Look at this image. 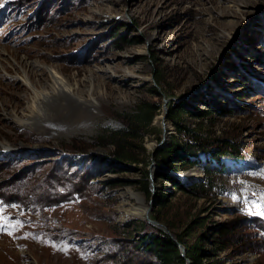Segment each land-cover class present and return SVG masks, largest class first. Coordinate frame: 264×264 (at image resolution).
Here are the masks:
<instances>
[{
	"label": "rangeland",
	"instance_id": "374dc122",
	"mask_svg": "<svg viewBox=\"0 0 264 264\" xmlns=\"http://www.w3.org/2000/svg\"><path fill=\"white\" fill-rule=\"evenodd\" d=\"M0 4V205L16 225L0 231V264L149 261L137 246L149 226L144 217L122 212L124 203L139 212L148 206L151 195L139 182L147 158L139 165H111L104 157L113 148L97 145L96 138L104 129L122 127L118 113L157 101L162 106L143 139L151 153L163 135V94L152 91L158 72L168 104L190 95L203 109L209 99L231 105L235 113L215 116L213 123L200 125L190 115L184 120L232 140L241 154L191 170H197V179L186 183L205 180L209 171L213 187L207 197L156 178L166 203L157 205L152 217L175 234L192 223L190 241L233 220L243 226L241 239L219 249L213 260L264 264V217L250 214L244 203L264 193V0ZM121 35L127 41L118 48ZM232 59L246 68L235 67ZM50 69L68 80L76 95L53 93ZM24 72L38 89L52 92L35 113ZM13 112L23 121H13ZM167 122L174 132L171 142L178 134L168 117ZM198 219L204 220L201 226L194 223ZM205 245L214 251L212 243Z\"/></svg>",
	"mask_w": 264,
	"mask_h": 264
},
{
	"label": "trees",
	"instance_id": "16d2710c",
	"mask_svg": "<svg viewBox=\"0 0 264 264\" xmlns=\"http://www.w3.org/2000/svg\"><path fill=\"white\" fill-rule=\"evenodd\" d=\"M113 35L114 37L117 36V32ZM126 41V37L121 35L116 40L115 45L121 48ZM233 52L238 54L236 47L233 48ZM232 60V64L235 67L246 68L244 64L239 66L236 60ZM155 80L161 87L163 73H156ZM152 91L157 96H161L157 86H152ZM191 100V96L186 95L168 104L167 117L176 126L178 135L175 136L173 141H169L167 145L160 147L155 154L157 165L166 166L175 172L187 170L186 168L190 169L194 166L208 165L211 161L215 165H220L223 163L224 156L241 154L239 147L232 140L216 135L214 131L207 133L203 131V128L193 129L184 120L185 115H190L197 118L200 125L204 124L206 120L213 123L214 119H216L214 118L215 116L224 117L234 114L235 110L233 107L226 103L209 99L206 101L207 108L203 109ZM161 106L162 104L157 101H142L134 110L118 113L117 116L121 121L122 127L104 129L96 138L97 145L104 147L111 145L113 148L110 155L104 157V160L111 165H139L144 163V157L147 158L142 168V178L139 182L143 184V189L150 195H152L149 169L151 153H147L143 139L145 133L151 129L154 117ZM158 177L168 181L178 190L197 197H207L213 187L212 180L209 178V171L205 180L193 183L183 182L168 172L160 170L156 171V178ZM157 197L158 205L163 207L166 203V196L161 193L158 194L157 190ZM153 218L159 219L156 216ZM194 223L201 226L204 220L198 219ZM143 225L149 226V230L141 234L140 239L137 241V246L150 257L149 261L144 264H188L187 259L191 260V264H223L220 260H213L218 256L217 251L231 247L235 242H238L241 239L240 232L243 227L232 220L217 226L213 235L204 233L190 241V236L193 232L191 223L187 226L184 233H176L179 242L186 247V255L183 256L179 245L166 231L149 224L147 221ZM205 241H209L214 245L215 248L212 253L208 252Z\"/></svg>",
	"mask_w": 264,
	"mask_h": 264
},
{
	"label": "water",
	"instance_id": "95a60500",
	"mask_svg": "<svg viewBox=\"0 0 264 264\" xmlns=\"http://www.w3.org/2000/svg\"><path fill=\"white\" fill-rule=\"evenodd\" d=\"M154 85L157 86L160 93L163 94V116L161 119V126H162V130H163V135H162L161 140L151 149V164H150L149 169H150V181H151L152 195H151L150 201L148 203V206L145 209L143 220L147 221L151 225H154V226L166 231L170 235V237L179 245L180 250H181V254L183 256H185L186 255V247L182 243L179 242L178 236L175 233H173L170 230V228H168V226L166 224H164V223H162V222H160L157 219H154L152 217V211L158 205L157 186H156V171L160 170V171L168 172L169 174H171V175L179 178L183 182H185L183 175L190 173L191 170L196 169L199 166H194V167L187 169V170H184V171L182 170V171L175 172L166 166L157 165L156 160H155L156 151L160 147H163L169 143L170 135L173 134L174 132L169 133L167 130V126H168L167 115H168V111H169L168 103L171 100V98L166 97V95L162 92L160 86L157 84L156 80H154ZM175 99L176 98H174V100ZM176 100H179V99H176ZM196 181H199V180H196ZM187 262H188V264H191L190 259H187Z\"/></svg>",
	"mask_w": 264,
	"mask_h": 264
},
{
	"label": "bare ground",
	"instance_id": "6f19581e",
	"mask_svg": "<svg viewBox=\"0 0 264 264\" xmlns=\"http://www.w3.org/2000/svg\"><path fill=\"white\" fill-rule=\"evenodd\" d=\"M241 13V12H240ZM33 67L36 66V64L32 65ZM36 68V67H35ZM50 76L52 77L53 81H51V86L53 87L52 90H54L53 93H63L64 95L66 94H70V95H76L74 92V88L70 85L69 81L66 80L57 70H49ZM22 81L33 91V98L28 102L29 103V107L31 108L32 113H35L34 110H37V107L40 105V103L42 102V99L48 97L49 95L51 96L52 92H48L47 90H40L38 89V87L36 86V84L32 81L31 77L24 72V75L21 77ZM31 113V114H32ZM13 118V121L16 122H22L23 121V117H20L16 114V112H13V114L11 115ZM167 130L169 133H173L172 130L173 128L170 126V124H168L167 126ZM198 176V172L197 170H194L193 172H190L187 175H184V179L185 181H190L188 179H192L195 180L197 179ZM195 177V178H194ZM127 196V195H126ZM128 201V200H126ZM129 203H124L123 204V215L124 216H137V217H144V211H140L138 208H129Z\"/></svg>",
	"mask_w": 264,
	"mask_h": 264
},
{
	"label": "snow or ice",
	"instance_id": "6c2138e0",
	"mask_svg": "<svg viewBox=\"0 0 264 264\" xmlns=\"http://www.w3.org/2000/svg\"><path fill=\"white\" fill-rule=\"evenodd\" d=\"M0 7H3V4H0ZM253 195H255V194H253ZM234 198H236V197H234ZM244 203L246 205H249V207L247 208V211L250 214H254V215L264 217V193H260L257 200H251L250 201L248 199H245ZM2 212H3V206L0 205V220H3V223L0 224V231L6 230L4 227L5 225H7L8 227H15L16 225L9 224L8 220L2 215ZM16 223L19 224L18 221ZM8 234L11 235L12 233L9 232Z\"/></svg>",
	"mask_w": 264,
	"mask_h": 264
}]
</instances>
